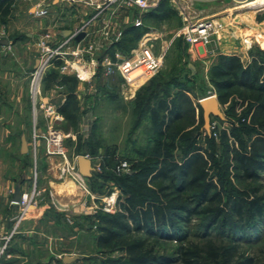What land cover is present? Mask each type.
I'll return each mask as SVG.
<instances>
[{
	"label": "rangeland",
	"instance_id": "1",
	"mask_svg": "<svg viewBox=\"0 0 264 264\" xmlns=\"http://www.w3.org/2000/svg\"><path fill=\"white\" fill-rule=\"evenodd\" d=\"M160 1L154 0L153 3H159ZM253 1L168 0L169 7L173 11L171 18L165 21L148 19L144 22L148 28L147 33H154L151 35L153 38L152 51L162 59L159 70L152 78L154 79L158 74L168 72L173 65L183 66L189 73H184V76L190 79L188 85L193 87L194 91L202 96H216L208 74L211 67L217 63L218 57L225 55L220 53L219 49L223 53L226 52V56L237 53L242 57L241 59H248L250 50L256 54L264 51V8L248 7ZM36 6L45 8L47 14L45 16L34 15L32 9ZM254 9H258L259 12ZM216 10L224 11L225 14L218 17L222 18V22L227 27L219 40L214 39V43H211L207 48L209 53L206 54V58H202L203 60L195 59L189 51L192 47H188L185 42L183 43V37L180 35V31L186 24L184 18L190 22H195L209 17L207 15ZM233 10L236 11L233 12ZM124 11L127 22L122 24L121 32L127 26L140 27L142 25L140 17L148 12L137 9H126ZM94 13L95 10L92 8L71 6L62 1L13 0L9 15L0 17V217L9 214L11 211L14 212V205L11 204L9 191L16 185L19 187L24 185V190H33V187H35L38 195L34 201L41 200L50 203L54 201L57 204L56 200H58L63 205H67L63 208L59 207V209H65L64 211H67V213L71 211L73 213L68 218L66 217V223H69L68 221L71 223L72 220L78 219L80 216H93L96 213L125 215V212L117 206V204H121L124 195L114 179L111 181H93L89 177L82 176L78 170L83 179V184L75 180L70 174H66L64 177L60 176L59 168L64 166H60V164L65 161L55 156L47 157L45 154L43 137L47 135L51 127L64 135L63 145L67 150V162L71 166L74 165L76 157L83 156L81 153L76 152L79 140H86L90 136L93 127L95 136L101 140L99 152L96 155L83 154L88 155L94 159V162L98 163L99 171L96 170L97 173L103 170V156L106 151L111 152L113 155L111 156L110 165H106L105 171H112L109 167L112 166L113 171L116 173H118L116 167L119 163L124 164L127 159L137 158V155H134L135 148L149 154H153L152 150L154 149V153L159 154L160 157L167 152V148L163 147V144L167 143L168 138H162L161 145L155 143L156 129L152 127L146 116L135 130L132 129L135 121L132 114L133 102L138 92L147 86L152 78L138 84L137 87L129 86L128 91H126L121 77L118 80H113L111 84L108 81L109 79L106 82L102 80L100 83L101 88L108 87L110 93L114 95L113 98L107 97V93H95L94 96L88 95V100H86L87 95L85 98L75 95L79 107V121L74 126H70L64 118L62 121L50 120L49 117L45 118L43 111L40 109L42 102L46 99L45 96H47L45 92L49 88L45 81V75L48 73L47 71L52 69L51 66L47 67L41 77L38 95L36 94L32 98V74L35 71L36 61H44L46 47L53 49L60 43L62 39L59 33L61 31L70 30L73 33L83 27L90 29L91 26L87 27V22ZM116 20L117 24L120 23V20ZM137 21L140 22V25L135 26ZM96 22L97 28L95 30L97 31L98 27L102 25L99 21ZM249 27H255L256 30L249 31ZM237 29L239 32L236 33ZM96 37L99 36L93 35L92 39H96ZM239 39L243 43L238 46L235 42H238L236 40ZM102 40L103 38L97 41ZM3 42L7 44L4 45ZM73 43L70 42L69 47L75 46ZM85 44L82 43V45ZM137 45L133 49H136ZM259 58L264 60L263 55ZM95 87L98 89V84ZM76 89L75 86L74 91ZM96 95L99 96L97 99H95ZM61 99L56 95H52L48 98V101L45 100L43 103H51L58 108L62 104ZM194 102L196 103L197 100H194ZM83 110L85 111L83 112ZM220 110L223 119L210 118L209 134L202 129L203 124L198 123L200 121L198 110L195 113L196 124L193 126L195 127L193 134H198V142L208 148L218 160L221 155V148L217 140L218 132L229 131L231 125L237 126L236 119L232 118L228 112V105H220ZM239 113L240 110H236V114ZM191 129L186 131L188 132ZM34 132L41 137L35 151L33 148ZM78 134L82 135L81 138ZM21 135H25L29 148L25 155L19 153ZM175 141L177 142V138ZM178 153L179 150H173L171 154L178 159ZM218 162L222 164L220 160ZM65 165L67 166V164ZM260 175L261 177L256 183L238 184L235 181L231 182L237 191H249L252 188H259L261 189L260 194H264V173ZM67 183L74 186L71 187V192H67L66 188L58 189L62 184ZM99 186H102L100 192L97 189ZM223 186H225L224 189H227L228 184L224 183ZM51 187L55 188L58 193L57 196H51ZM112 196H115V203H113L114 200L106 201L111 199ZM150 196L158 198L155 192L151 193ZM104 205L110 206L109 208L112 211L106 212ZM206 207L207 205H204L202 209H209ZM17 210L21 211L18 206ZM206 218L207 213L197 215L191 218L187 226H182L189 231V237L185 243L192 242L201 246L210 241L215 246L230 245L229 235L219 232V226L211 229L207 237L202 235L200 229ZM233 220L235 221V218ZM78 223L80 240L77 249L75 247V251L84 259L83 263L97 264V261L107 257L116 259L120 256L119 252H114L111 255L101 254L93 240L95 230L88 231L87 224L82 220H77L76 224ZM132 234L133 236L144 237L142 232ZM235 240L240 245L241 252L255 259L254 264H264V225L260 227L257 239L251 238L247 241L246 239L236 238ZM148 241L154 244L160 252L172 253L173 249L178 246L176 241H156L152 238H149Z\"/></svg>",
	"mask_w": 264,
	"mask_h": 264
},
{
	"label": "trees",
	"instance_id": "2",
	"mask_svg": "<svg viewBox=\"0 0 264 264\" xmlns=\"http://www.w3.org/2000/svg\"><path fill=\"white\" fill-rule=\"evenodd\" d=\"M12 1L0 0V17L9 15ZM172 16L168 0H161L154 9L140 17V27H125L115 48L128 56L147 33L146 20L165 21ZM261 55L264 56V51L256 54L250 50L248 59L220 55L209 71L218 103L228 105L229 114L237 121L236 127L231 125L229 131L218 132L222 164L198 142V134H193L196 110L200 119L198 123L203 124L198 101L207 96L199 95L188 85L190 79L184 73H189L183 66L173 65L138 92L132 105L135 117L132 129L135 130L146 116L156 129L155 143L161 145L162 138H168L163 144L168 153L160 157L154 149L153 154H149L135 148L137 158L125 160L129 171L116 173L112 166H109L112 171H105L113 155L106 151L102 172L91 171L89 179H114L124 195L117 206L125 215L96 213L74 220V224L77 220L86 223L88 231L95 230L93 240L101 254L120 253L116 259L107 257L97 264L255 263L253 257L241 252L235 239H257L260 227L264 225V194H260L259 188L237 191L231 181L256 183L264 173V60L259 58ZM59 64L55 62V67ZM47 72L45 81L50 86L56 83L59 74L56 69ZM60 79L59 83L66 84L67 91L58 112L70 126H74L79 121V107L73 94L76 79L64 76ZM115 79H120L116 72L108 81L111 84ZM99 86L98 83V93L102 89ZM106 93L107 97H114L112 93ZM236 110L240 113L236 114ZM100 145L101 140L95 136L92 127L90 136L79 140L76 152L96 155ZM173 150H179L178 159L171 154ZM224 183L228 184L227 189H224ZM97 189L100 192L102 186ZM154 192L158 198L150 196ZM204 205L209 209H202ZM50 212L58 216V213ZM205 213L207 218L200 229L202 235L207 237L211 229L219 226V232L229 235L230 245L215 246L210 241L201 246L185 243L189 231L182 226H187L192 217ZM76 226L80 229L79 223ZM140 232L144 237L132 234ZM149 238L176 241L178 246L172 253L160 252L148 241ZM6 250L7 247L4 253Z\"/></svg>",
	"mask_w": 264,
	"mask_h": 264
},
{
	"label": "built area",
	"instance_id": "3",
	"mask_svg": "<svg viewBox=\"0 0 264 264\" xmlns=\"http://www.w3.org/2000/svg\"><path fill=\"white\" fill-rule=\"evenodd\" d=\"M54 2L62 1L66 2L71 6H83L84 8H92L95 10V13L91 16L90 20L87 22V27L99 21L101 23V29L99 33L103 38L105 43L112 45V43L117 42L121 36L120 32L112 33V23L115 16L118 13L122 12L121 10L126 9H137L139 11H148L150 9L155 8L158 5V2L153 3L154 0H53ZM258 11V9H256ZM33 14L37 16H45L47 14V10L40 6H36L33 8ZM186 21L185 26L180 31V35L183 37L184 42L188 47L194 46H207L214 39L217 40L220 38L223 31L226 29L227 25L221 21H217L211 18H204L197 20L195 22H190L184 18ZM140 25V22L137 21L135 26ZM85 27L76 30L71 33L66 38H62L60 43L56 45L53 49L46 47L45 57H43L44 61L39 60L37 67L35 68L34 73L32 74L31 80V95L32 98L35 95H38L39 92V82L41 77L43 76L45 70L48 66H51L54 61L64 60V58L72 57L76 60V62H83L84 58L90 57V64L92 66H97L94 62V54L101 50V45L95 39H90L86 42L85 45H82V41L89 38ZM80 33H84V38L80 41L75 40L76 36ZM145 33L142 38L139 40L137 48L133 49L130 52L129 56H121L119 54H115V62L104 59L101 63V67L103 68V73L106 76L112 75L116 72L122 79L124 86H131L134 84H141L143 82L148 81L152 78L155 73L159 70L162 59L161 57L155 55L152 51V42L153 39L150 38ZM76 42L74 48L72 50H68L69 43ZM108 48V47H107ZM71 65L65 63L61 65L58 69L61 73L65 72L67 68H70ZM74 73L79 79H85L86 72L82 68H74ZM91 76L93 73H90ZM40 109L43 111L45 118H50V120L62 121L63 118L58 112V108H56L51 103L42 104ZM46 136L43 137L45 141V154L47 157H59L65 162L60 164V176L64 177L66 174H70L73 176L75 180L79 183L83 184V179L81 175L78 173L77 167V158L84 157L91 161L92 170L96 171L98 169V163L94 162V159L89 157L88 155L78 156L74 160V165L71 166L67 162L66 153L67 150L64 148L63 140L64 135L54 130L52 127L48 130ZM41 137L37 135L36 132L33 133V148L34 151L38 148V141ZM67 164V166L65 165ZM75 171V172H74ZM116 171L118 173L128 172L129 165L128 163H119L116 167ZM11 197L14 195V188L9 191ZM38 195L36 188L33 187L32 192H20L19 200L16 205L20 208V217L23 215L27 207L33 203L35 197ZM115 203V200L113 201ZM110 206L104 205V210L106 212H111L112 210L109 208ZM8 240V239H7ZM6 240V243H7ZM6 243L0 245V259L4 255V251L6 249Z\"/></svg>",
	"mask_w": 264,
	"mask_h": 264
},
{
	"label": "crops",
	"instance_id": "4",
	"mask_svg": "<svg viewBox=\"0 0 264 264\" xmlns=\"http://www.w3.org/2000/svg\"><path fill=\"white\" fill-rule=\"evenodd\" d=\"M235 11L236 10H233V12ZM253 13H255V11H253ZM221 14H225L224 11L216 10L208 14L207 16L209 17L207 18L222 22V18L218 17L222 16ZM116 19H118V21L120 20V23L117 24ZM113 22L114 23H112L111 25L112 33L120 32L122 36L121 26L122 24L127 22L125 11L118 13L117 16H115V18L113 19ZM96 24L97 22L90 25V29H86L89 38L82 41V43L88 42L93 38V35L99 36L96 37V39L94 38L95 40H101L102 37L101 35H99L101 26H99V29L96 31ZM248 30L255 31L256 29L255 27H249ZM237 32H239L238 29L236 33ZM153 34L154 33L152 32H148L146 35L152 38L151 35ZM120 38L117 42L112 43V45L105 43L103 40L98 42L101 45V50L94 54V62L97 64L96 67L90 64V57L84 58L83 62H76V60L74 58L72 59L71 57L64 58V60L62 59L54 61V63L51 65V68L58 71L59 78L57 79L56 83H52L49 88H47L45 92V95H47L45 96V100L48 101V98L50 96L56 95L59 97V99L62 98L61 103L64 102L67 86L66 84L59 83L62 76L74 77L76 79L77 89L73 92V94L76 96L85 98L86 95L94 96L95 93H98V89L95 86H97L98 83L100 85L102 80L106 82L111 77V75L106 76L103 73V68L101 67V63L103 62V60L107 59L115 62V54L124 56L115 48V45L120 41ZM239 40L236 41L240 43L235 42L238 46L239 44L243 43L242 40ZM76 42H74L73 44H76ZM211 43H214V40ZM211 43L207 46L197 45L192 47V49L189 50L190 54H192V57L195 59L203 60L202 58H206V54L209 53V51H207V48L211 45ZM73 48L74 46L69 47L68 50H71ZM219 50L220 53L225 55L227 54L226 52L223 53L221 49ZM231 55L238 54L235 53ZM55 62H59L60 64L55 67ZM65 63L71 65L72 68H67L65 72L61 73L58 68ZM74 68L84 69L86 72L85 79H79L74 73ZM91 72L93 73L92 76L90 74ZM84 87L86 88L84 89ZM124 87L126 91L129 90V86ZM108 89V87H106L105 89L102 88L99 93L106 94V92H110V90ZM43 102L42 104H45ZM52 163L54 164V162ZM62 187L63 186H61L60 188ZM13 188H15V186ZM19 188L20 192H32V189L24 190V185L20 186ZM50 191L51 196H57L58 193L54 187H51ZM71 191L72 188L70 189V192ZM12 198L13 196L11 197V200ZM56 202L57 204H55L54 201L50 203L46 201L36 200L27 207L21 217L20 211L17 210L16 203L11 202V204L14 205V212L11 211L9 214H4V216L0 217V245L6 243V240L8 239L6 243L7 250L1 257L0 264H86L83 263L84 259H82L80 255H78L79 253L75 251V247L77 249V247L79 246L78 242L80 240V229L74 224V220L72 219L71 223L70 221H68L69 223L65 222V220L73 213L72 211L67 213V211H64L65 209H59V207L63 208L67 205H63L58 200H56ZM50 211L58 213V216L54 215V213ZM65 258H71L73 259V261H71L70 263H65Z\"/></svg>",
	"mask_w": 264,
	"mask_h": 264
},
{
	"label": "water",
	"instance_id": "5",
	"mask_svg": "<svg viewBox=\"0 0 264 264\" xmlns=\"http://www.w3.org/2000/svg\"><path fill=\"white\" fill-rule=\"evenodd\" d=\"M71 34L70 31H62L60 33V36L62 38H65ZM82 38H84V33H80L79 35L76 36L75 40L80 41ZM4 45H6V42H3ZM38 61H36L35 68L37 67ZM198 105L200 106L202 110V119H203V126L202 129L209 134L210 133V118L211 117H216L220 120L223 119V114L220 110V104L218 103V100L216 96L214 95H209L205 98H202L198 101ZM28 152V146H27V141L25 138V135H21L20 137V148H19V153L21 155H25ZM77 167L78 171L82 176L89 177L90 173L92 171V165L91 161L87 158L84 157H78L77 158ZM20 196V188L19 186H15L14 188V195L12 198V203H17L19 200ZM65 263H70L73 261L71 258H65Z\"/></svg>",
	"mask_w": 264,
	"mask_h": 264
},
{
	"label": "bare ground",
	"instance_id": "6",
	"mask_svg": "<svg viewBox=\"0 0 264 264\" xmlns=\"http://www.w3.org/2000/svg\"><path fill=\"white\" fill-rule=\"evenodd\" d=\"M248 7H256L259 9L264 8V0H254ZM139 83L131 85L132 87H137ZM62 186V185H61ZM60 186V187H61ZM58 187L59 190L66 188L67 192H70L71 187H74L72 184H65L62 188ZM70 195V194H69ZM115 196H112L111 199H107L106 201H113Z\"/></svg>",
	"mask_w": 264,
	"mask_h": 264
}]
</instances>
